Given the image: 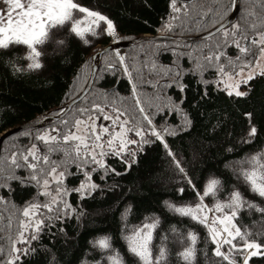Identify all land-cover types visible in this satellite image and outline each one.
<instances>
[{
    "label": "trees",
    "instance_id": "trees-1",
    "mask_svg": "<svg viewBox=\"0 0 264 264\" xmlns=\"http://www.w3.org/2000/svg\"><path fill=\"white\" fill-rule=\"evenodd\" d=\"M74 2L112 20L114 29L122 41L136 40L144 35L170 34L172 29L176 33L185 31L187 34L186 29L189 28L186 27L187 24L197 23L195 30H201L206 22L212 19L210 27L200 31L207 33L227 20L232 13L233 5V0H176L178 7L182 8L180 12L183 16L190 17L189 22L182 24V19L176 17L173 11L172 0H74ZM84 15L75 10L73 12L75 19H80ZM175 17L179 22L174 25L172 21L171 26H168L169 31L165 32L171 19ZM232 25L237 27L233 29ZM106 26L101 21L95 26L96 35L86 33L84 40L88 42L85 43L69 31L71 22H66L53 33L55 37L64 40V45L54 48L52 42H48L40 46L43 53L40 58L42 67L37 70L13 73L6 60L12 53L22 56L26 51L25 47L16 45L10 46L7 50L0 49V136L38 117L57 116L64 110L66 104L82 92L72 96L76 82L91 71V60L97 53L95 49L100 45L105 47L111 44L107 31H102ZM227 29L229 32L227 37L221 32L208 40L213 42L212 44H218L217 47L226 57L236 59L239 53L236 45L231 42L233 31L237 33L242 46L257 51L260 45H252L250 42L254 39L259 40L260 36L264 35V0H240L238 16ZM150 44L153 46L152 49L157 47L158 50L165 45L182 46L180 43L169 41ZM143 45L145 44L140 43L128 48L123 64L116 53L106 54L99 68V74L100 71L102 74H97L90 93L62 120L53 123V127L59 130L60 147L68 149L69 158L72 144L63 142L62 137L68 127L63 129L62 124L76 107L87 101L92 92H95L96 96L93 104L107 108L112 101L110 97L113 96L121 100H135L136 94L133 92L135 85L139 92V100L143 104L150 105V101L146 103L144 97L156 103L152 97L156 95V91L152 88L147 91L146 88L150 87L147 81L159 87L162 72L158 69L174 66L176 57L174 51L170 52V49L164 52L162 50L145 52L141 48ZM106 56L110 58L103 63ZM177 61H180V68L183 71L179 76H173L175 78L173 82L168 81L164 92V96L173 103L172 106H176L175 110L171 106L166 107L160 119L156 117L159 119L158 124L163 122L164 125H169L168 128L175 129V134H166L163 142L155 136L147 138L150 142L142 145V150L136 153L134 162L128 159L127 154H124V158L128 159L127 164L120 157L108 155L105 158L106 164L119 175L109 172L101 180L100 176L103 173H93L92 181L99 187L91 195L80 198L78 193H69L68 201L76 212L59 219L54 218L50 222L45 220L46 226L42 228L36 240H31L29 234L27 243H18V248L27 247L30 251L14 264H81L83 259L89 262L99 260L101 264H107L106 260L101 259L106 253L90 243L103 235L112 237L114 247L124 255L126 264H133L134 258L127 252L126 244L120 238L121 213L127 205H131L129 224H138L146 215L153 213L160 217L161 223L153 235V255L160 243V234H166L168 264H185L178 253L187 246L186 242L182 244L169 232L171 225L182 233L189 229L196 233V251L192 264H226L221 258L213 255L212 249L215 245L204 225L165 208L163 202L166 200L176 204L194 203L195 194L183 180L182 174L177 172L164 144L171 149L198 190L202 189L209 177H218L223 184L222 190L217 194L220 200H225L228 193L235 188L241 192L245 200L264 209V198L251 192L248 185L234 174L236 161L264 148V73L249 80L243 86L244 95L237 96L228 94L218 85L214 68L207 67L201 73L200 69L193 67L192 60L190 63L186 58ZM27 63L25 59L17 61L20 67ZM108 64L113 65L111 70L107 68ZM159 64L161 66L157 68ZM124 67L132 75L125 72ZM180 85H183V91ZM177 106L181 112H177ZM184 114L190 121L187 125H184ZM253 126L257 131L249 140L248 132ZM39 130L34 128L11 136L9 139L16 141L15 145L11 148L2 147L0 264H6L11 257L13 247L11 245L19 227L23 206L26 202L32 201L37 193V189L32 185L27 183L22 185L18 180L7 179L10 174L21 178L29 175L24 168H15L12 155L16 153V160H19L20 150L30 147L33 143L38 146L40 152H45V145L36 142L35 139V133L38 134ZM51 144L53 148L57 146L56 142ZM63 157V151H53L50 155V159L55 161H60ZM68 171L76 173V165L71 164ZM81 179L83 176L80 174L67 176L65 184L69 188H75ZM5 183L9 185L8 188L2 186ZM180 187H183V193L177 191ZM38 200L44 202L43 196H39ZM204 203L211 206L213 200L206 197ZM42 213L45 217L48 215L45 209H42ZM235 222L241 227L242 232L247 230L250 233V239L264 245V211L242 207ZM234 242L242 243L239 240ZM222 251H227V245L223 246ZM260 252L261 255L249 257L248 264H264V247ZM233 255L237 264L243 263L245 253Z\"/></svg>",
    "mask_w": 264,
    "mask_h": 264
},
{
    "label": "snow or ice",
    "instance_id": "snow-or-ice-1",
    "mask_svg": "<svg viewBox=\"0 0 264 264\" xmlns=\"http://www.w3.org/2000/svg\"><path fill=\"white\" fill-rule=\"evenodd\" d=\"M4 3L6 10L0 11V49L7 50L10 46L16 45H22L26 49L22 56L12 53L6 60V64L11 66L13 73L40 69L42 67L40 58L43 55L40 46L52 42L54 48L62 47L64 40L55 37L53 33L64 26L66 22H71L69 31L82 40H84L86 33L96 35L95 26H98L101 21L107 25L106 29H102V31H107L109 34L114 33L112 20L99 12L82 7L80 4L74 2V0H4ZM175 5L176 0H172L173 10L179 11ZM74 10L85 15L80 19H75L73 17ZM236 27V25H232L233 29ZM221 31L224 32L225 37L228 36V29L224 28L223 25H221ZM242 38L246 39V37ZM84 42L87 43L88 41L84 40ZM231 42L236 45L239 53L243 54V56L238 55L236 57V60L241 63H243V57H250L255 58L258 66L260 57H264V35H261L259 40H251L250 43L252 45H260L255 52L251 48L240 44L235 31L232 32ZM173 51L175 54V50ZM117 55L119 56V53ZM221 55H223L221 52L215 53L214 58L217 62L220 60ZM19 59H25L28 63L24 67H20L17 64ZM119 59L120 63L123 64V57H119ZM208 59L211 65V60L213 59L211 53ZM227 62L229 66H236L230 57L227 58ZM173 63L175 64V61ZM197 67L200 68L202 73V66L198 65ZM107 68L111 70L113 65L108 64ZM217 69L218 75L223 77L230 75L229 72L225 71L223 64L217 63ZM124 71L127 72V69L125 68ZM182 71L176 72L175 75L179 76ZM243 71L244 68L241 67L240 71L235 73V75L239 77ZM251 78L252 74L250 73L238 79L234 84L228 85L229 94L231 95L234 91L237 96L244 95L243 92L238 90L239 83H247ZM180 89L183 91V85H180ZM133 91L135 92V85H133ZM137 104H139V100H137ZM93 108L99 109L103 115V119L110 121L112 127L110 129L108 126L101 124L99 130H97V126L93 121L92 123L84 124L87 129L84 134H78V131L64 134L62 137L63 142H74L71 146V158H69L70 153L68 149L60 147L58 136L49 135L46 132L38 133L35 137L37 141L45 145V152H40L36 144L33 143L31 147L20 150L19 160H16L17 154L13 153L15 168H24L28 171L29 175L21 178L10 174L7 176V179L18 180L22 185L27 183L37 189L36 196L33 197L32 201L26 202L23 206L22 215L25 219L20 222L19 243L25 244L28 242L29 237H26L24 233L29 230L30 239L36 240L42 228L46 226L45 220L50 222L54 218L59 219L74 214L76 209L73 208L67 197L71 192L78 193L80 198L91 195L99 187V185L92 181L93 173H103L100 176L101 180L109 172L119 175V173L115 172V169L106 164L105 158L108 155L120 157L125 164L128 163V159L134 162L136 153L142 150V145L150 142L145 138L141 125L133 124L131 127H127L128 121L120 119L124 113L119 109H115V115H109L103 113L99 105L94 104ZM176 110L177 112H181L178 106ZM139 111L142 114L143 120L149 126L148 131L157 139L163 142L164 134H175V129L170 131L167 127L163 129V132L158 131L152 124V119L144 114V108L141 107ZM89 119L91 120L92 117H89ZM82 123L84 122L77 119L75 127L79 129ZM189 123L190 121L187 120V116L184 114V125ZM117 126L118 131L116 130ZM130 131L134 132L140 139H131L128 136V132ZM256 131L254 126L250 128L248 132L249 140L255 136ZM25 134L28 135L27 132ZM105 134H107V139H102ZM51 142H56L57 146L53 148ZM129 145H135V149H130ZM164 147L167 154L172 158V163L177 172L182 174L183 180L195 194L194 203L185 202L176 204L166 200L163 202L165 208L179 216L189 217L191 220L204 225L208 230L211 241L215 245L212 249L213 255L221 258L226 264H237V260L233 255L234 253H245L243 255V264H248L249 257L261 255L262 253L259 250L264 245L250 239V233L247 230L242 232L241 227L235 221L242 207L256 208L257 211H264V209H260L253 202L245 200L241 192L235 188L228 193L225 200H220L217 194L222 190L223 184L218 177H209L204 182L202 189L198 190L184 168L180 166L179 161L176 160L171 149L168 148L167 144H164ZM53 151H63V159L60 161L51 160L50 155ZM125 153H127L128 159L124 158ZM29 157H31V160ZM235 163L237 167L234 174L248 185L251 192L264 198V148ZM71 164L76 165V173L68 171V167ZM77 174L82 175L83 179L80 180L77 187L69 188L64 183L65 178ZM2 186L5 188L9 187L7 183ZM9 190L11 189L9 188ZM177 191L183 193L184 189L180 187ZM39 196L45 198L44 202L38 200ZM206 197L212 198L213 203L211 206L204 203ZM2 199L0 197V200ZM41 209L47 210L48 215L46 217L40 211ZM130 213L131 205H127L121 213L120 238L125 242L127 252L134 258L133 264H168V248L166 246L168 236L166 234H160V243L156 246L157 251L153 255V235L161 223L160 217L153 213L146 215L140 223L132 225L128 223ZM169 232L178 238L182 244L187 243V246L183 247L178 256L185 264H192L196 251V233L190 229L182 233L174 225L169 227ZM237 240L242 243H235L234 241ZM90 243L93 247L99 248L102 252L106 253L101 259L106 260L107 264H126L124 255L114 247L111 236H99L95 240L90 241ZM225 245H227V251H222L221 249ZM29 251L30 249L27 247L17 248L14 244L12 255L6 261V264H14V262L20 261L21 256H26ZM81 264H101V262L99 260L89 262L83 259L81 260Z\"/></svg>",
    "mask_w": 264,
    "mask_h": 264
},
{
    "label": "rangeland",
    "instance_id": "rangeland-1",
    "mask_svg": "<svg viewBox=\"0 0 264 264\" xmlns=\"http://www.w3.org/2000/svg\"><path fill=\"white\" fill-rule=\"evenodd\" d=\"M175 6H176V8L179 9V11H174V10L173 11L176 14V17L182 19V24H184L186 22H189L190 17L187 18V17L183 16V14L180 12V9H182V8L181 7L179 8L178 5H177V3H176ZM235 9H236V0H233V5H232V10L231 11L233 12ZM239 9H240V1H239ZM3 10H6V5L4 3V0H0V11H3ZM206 14H208V12ZM176 17L174 19L173 18L171 19V21L167 25V29L165 30V32L166 31H169L168 30V26H171V22L172 21H174L173 22L174 25H175V23H178L179 22V20L176 21ZM211 21H212V19H210L208 22L205 21L206 22L205 27L202 28L201 30H195L194 27L196 26L197 23L196 24L195 23H193V24L192 23H189V24L186 25V27H189V28L186 29L187 30V34H185L186 33L185 31H179V32L176 33L174 31V29H172V32L170 34H167L166 33L165 35H170V36H174V37H198V36H202V35H205V34L209 33V32L204 33V32H200V31L204 30L207 27L209 28L210 27V24H211ZM172 27L175 28L174 26H172ZM196 33H200L201 35L196 34ZM107 34L111 38V44L112 43H119V42H130V41H122L120 39V37L118 36L117 32L115 31V29H114V33L113 34H109L108 32H107ZM223 35H224V32H223ZM209 39L210 38L205 39V40H202V41H199V42H195V43L174 42V43H180V44H182V46H180V45L179 46L165 45V46H163L162 49H160L163 52L165 50H169V49H170L169 50L170 52H173V50H175V54H174V52H173V54L176 57V60H175V65L176 66L174 65V66H171L170 68L168 67V68L161 69L160 68L161 65L159 64V66L157 68H160L158 70H160L162 72V75L159 78V80L161 81L159 87L158 86L156 87L154 83L151 84V83H149V81H147L145 79V81L148 82L147 84H150V87L146 88L147 91H150L152 89H153V91H156V95L155 96H152L153 98H155L156 103L153 102V101H151V100H148V99L146 100V97H144L146 103L148 101H150V105H149V103L147 105L146 104H143L139 100V92L137 91V88H136L135 89V92L133 91L134 94H136V99L135 100H133V99H128V100L127 99H124V100H121V99H118L115 96H113V97H110V99H112V101L109 102V105H107V108L104 107L103 105H100V104H95V103L94 104L95 105H99L100 106V109L103 110V113H106V114H109V115H115V109H119L122 113H124V115H121L120 119L122 121L123 120H127L128 121L127 127H131L133 124H139V125H141L142 128H143V130H144V133H145V138L147 139V138L153 137V135L148 131L149 126H148L147 122L143 120L142 114L140 113L139 109L141 107L144 108V114L145 115H148L152 119V124L156 127V129L158 131L163 132V129L164 128H166V127L168 128L169 125L166 126L161 121H160L161 123H159V124L157 122L160 119L161 113H163V112L166 111L165 110L166 107L171 106V107H173L172 109H174V110H175V107H176L174 105L172 106L173 103L171 101H169L164 96V92L166 91V88H167V85H168L167 84L168 81L171 80V82H173L175 80V78H173V76L175 75L176 72H178V71L181 70V68H180V64L181 63H180V61H177V60H180L182 58H186L189 63L192 60L193 67L196 68V69H200V68L197 67L198 65L199 66H202L203 70L206 69L207 67L214 68L215 73L217 75V83H218V85L221 88L225 89L228 94H229L228 85L234 84L238 79H240V78H242L244 76H247L250 73L252 74V78H254L256 75H259V74H263L264 73V57H260L258 66H257V62H256L255 58L243 57V63H241L240 61H237L236 59L232 58L233 61H234V63H235V65H236L235 67H232V66H229L228 65V62H227V58H229V57H226L225 54L217 47V46H219L218 44H212L213 42L208 41ZM150 42H159V41H151V40H149V41L141 42V43H144L145 44V45H143L141 47V48H143L142 50H144L145 52H149V53L154 52L156 50L157 51H160V50L157 49V47H154V49H152L153 46H151ZM169 42H173V41H169ZM189 44H192V45L191 46H188ZM130 47H133V46H127V47H124V48H116L115 50L110 51V52H114V53H116V55H117V53H119V56L118 55L117 56L124 58L125 53L127 52V50H129L128 48H130ZM102 48H104V47H102L101 45L100 46H97V48L95 49V51L98 52ZM110 52H108V53H110ZM217 52L223 53V55H221L220 60L218 62L214 58L215 57V53H217ZM108 53H106V54H108ZM210 53L213 55V59L211 60V65L209 64V59H208ZM106 54H104L101 57V60H100V63H99V68L101 66L102 58ZM238 55L243 56V54H240V53H238ZM109 58H110V56H106L105 59H104V61H103V63H105V61L108 60ZM92 62L93 61L91 60V71H92ZM217 63L223 64L225 66V71L229 72V74H230L228 77H223L221 75H218ZM177 65L179 66L178 68H177ZM241 67L244 68V71L240 73V76L239 77H237L235 75V73L239 72ZM99 68L97 70V74H99ZM125 68L126 67H124V69ZM91 71L88 72L86 75H84L78 82H76L75 88H74V92H73V95L72 96H74V95L76 96L79 92H81V91L84 90V88L86 87V85L88 83V80L90 78ZM127 73L129 75L130 74L132 75V73L130 71H128V69H127ZM101 74H102V72L100 71V74L99 75H101ZM132 81H133V79H132ZM248 81H247V83H248ZM133 84H134V81H133ZM245 84L246 83H239L238 90L240 92H243L244 93L243 86ZM94 93L95 92H92L91 95L88 97L87 101H85L84 104L83 103L80 104L78 107H76L66 117V122L62 124L63 129L65 127H68V129H66L67 131L65 132V134L70 133V132H74V131H78V134H84L87 131V129L85 128L84 124L85 123H92L93 121L95 122V124L97 126V130H99V126L101 124H103L105 126H108L111 129V127H112L111 122L110 121H106V120L103 119V115L101 114V112H100L99 109L93 108V105H94L93 102H94V99L96 98V96L94 95ZM231 94H234L235 95V92L233 91ZM137 100H139V104H137ZM158 100H159V103H158ZM171 107H169V108H171ZM81 110H86V111H81ZM46 117L48 118V120L46 119L45 121H43L42 123H40V126L37 127V128L40 129L39 130V133H45L46 132L49 135H57L58 136V131L59 130L57 129V127H53V123L62 120L64 117L62 119L58 120V121H55L53 119L52 120L50 119V117L51 118H54L56 116H46ZM89 117H92V119L90 120ZM156 117L157 118L159 117V119L157 120ZM77 119H79V120H81V121L84 122V123H82L79 126V129H77L75 127V121ZM168 129L170 131L172 130L171 128H168ZM116 130L117 131L119 130L118 129V126H117V129ZM15 135H11V136H15ZM35 135H37V134L35 133ZM165 135L166 134L163 135V139H164V136ZM11 136H9V137H7V138H5L3 140L2 145H1V152H2V147L3 146H6V147L9 146L11 148V147H13L15 145L16 141H14L13 139H9ZM128 136L131 139H135V140H139L140 139V137H137L135 135V133L134 132H131V131L128 132ZM102 139H107V134H105V136L102 137ZM29 142H31V141H29ZM36 142H40V141H37L36 140ZM40 143H42V142H40ZM66 143L73 144L74 142L68 141ZM134 146L135 145H129L128 147L130 149H133L134 150L135 149ZM37 148H38V146H37ZM126 154L127 153H125V155ZM0 156H1V153H0ZM12 157H13V155H12ZM12 157H10V160L12 159ZM29 159L31 160V157H29ZM64 183H65V180H64ZM44 200H45V198H44ZM40 211L42 212V209ZM217 215H219V213H217ZM23 219H25V218L23 217L22 211H21L20 221H19V227L16 230V235L14 237L13 244L11 245V246H13L15 244V247H17V248H18V243H19L18 242V233L20 231V222ZM29 234H30V230L28 232H25L24 233V235L27 236V237H28ZM221 250H223V247H222Z\"/></svg>",
    "mask_w": 264,
    "mask_h": 264
},
{
    "label": "water",
    "instance_id": "water-1",
    "mask_svg": "<svg viewBox=\"0 0 264 264\" xmlns=\"http://www.w3.org/2000/svg\"><path fill=\"white\" fill-rule=\"evenodd\" d=\"M239 1L240 0H236V9L232 12V14L229 16V18L227 20H225L222 24H220L218 27H216L215 29H213L212 31H210L209 33L202 35V36H198V37H174V36H170V35H157V36H142L136 40L130 41V42H119V43H112L104 48H102L101 50H99L96 54L93 55L92 57V71H91V75L90 78L88 80V83L86 85V87L84 88V90L76 97L74 98L72 101H70L68 104L65 105L64 110L56 117L51 118L52 120L58 121L60 119H62L66 114H68L74 106H76L77 104H79L92 90L94 82H95V78L97 75V70L99 68V63L101 60V57L110 52L115 50L116 48H124L127 46H134L137 45L141 42L144 41H173V42H181V43H195V42H199L208 38H211L217 34H219L221 31V25H223L224 28H227L230 24H232V22L234 21V19L237 17L238 12H239ZM46 116H41L36 118L35 120H33L32 122H29L27 124L18 126L14 129H11L7 132H5L3 135L0 136V153H1V145L2 142L5 138L11 136V135H15L27 130H31L34 128H37L38 126H40V123H42L43 121H45L46 119L48 120V118Z\"/></svg>",
    "mask_w": 264,
    "mask_h": 264
},
{
    "label": "flooded vegetation",
    "instance_id": "flooded-vegetation-1",
    "mask_svg": "<svg viewBox=\"0 0 264 264\" xmlns=\"http://www.w3.org/2000/svg\"><path fill=\"white\" fill-rule=\"evenodd\" d=\"M239 11H240V9H239ZM238 13H239V12H238ZM231 14H232V13H231ZM231 14H230V15H231ZM237 16H238V15H237ZM234 20H235V19H234ZM233 22H234V21H233Z\"/></svg>",
    "mask_w": 264,
    "mask_h": 264
}]
</instances>
